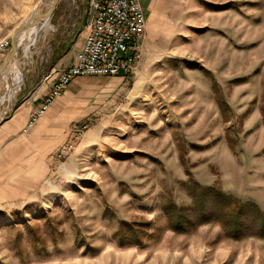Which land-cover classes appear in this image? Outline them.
I'll use <instances>...</instances> for the list:
<instances>
[{
	"label": "rangeland",
	"instance_id": "rangeland-1",
	"mask_svg": "<svg viewBox=\"0 0 264 264\" xmlns=\"http://www.w3.org/2000/svg\"><path fill=\"white\" fill-rule=\"evenodd\" d=\"M39 1L0 0V62ZM149 12L160 28L148 36L146 17L134 73L76 77L39 115L87 0H57L16 48L21 87L0 107V264H253L243 254L264 249L216 220L170 229L208 215V188L264 213V0H153Z\"/></svg>",
	"mask_w": 264,
	"mask_h": 264
},
{
	"label": "built area",
	"instance_id": "built-area-1",
	"mask_svg": "<svg viewBox=\"0 0 264 264\" xmlns=\"http://www.w3.org/2000/svg\"><path fill=\"white\" fill-rule=\"evenodd\" d=\"M87 16L88 32L74 53L72 63L56 70L50 79L36 115L42 114L76 77L122 78L136 71L145 32V17L139 0H87ZM6 45V40L0 41V52Z\"/></svg>",
	"mask_w": 264,
	"mask_h": 264
},
{
	"label": "trees",
	"instance_id": "trees-1",
	"mask_svg": "<svg viewBox=\"0 0 264 264\" xmlns=\"http://www.w3.org/2000/svg\"><path fill=\"white\" fill-rule=\"evenodd\" d=\"M208 190L205 194H200L201 197L203 194L210 195L213 200V208L208 215L204 213L199 218L177 217L170 226L172 231L184 233L197 225L216 220L223 226L224 234L229 238L237 239L247 235L264 237V213L257 205L250 201L238 202L234 197L217 189ZM242 224L246 227L245 230H242Z\"/></svg>",
	"mask_w": 264,
	"mask_h": 264
},
{
	"label": "bare ground",
	"instance_id": "bare-ground-1",
	"mask_svg": "<svg viewBox=\"0 0 264 264\" xmlns=\"http://www.w3.org/2000/svg\"><path fill=\"white\" fill-rule=\"evenodd\" d=\"M48 1L49 0H40L35 5L32 12L28 16V18L34 14L44 13L45 11H47V9H49V7L51 6V3L53 0H51L49 2ZM27 19H26V21H27ZM47 19L48 18H40V19L35 20L33 22H29L28 24H26V26L24 28H22L19 31L14 32L12 34V37L14 39L13 50L9 54L8 57L6 56L4 58L6 60H5L4 64L2 65V67L0 68V107L2 106V104H5L4 101L7 102L9 100L7 102V103H9L11 101L14 93L18 90L19 87H21V86H19V85H21L20 82L22 81L21 80V70H20L18 63L16 62V58H18V57H16V48L18 46H21L22 51L24 50L26 52V49L29 45L30 38L32 35L33 25H35V24H36V26L40 25V27H42L43 25L46 26V24L48 23ZM19 34H20V38H18ZM17 39H18V41H17ZM25 40H26V43H25ZM23 56H26V55H23ZM22 66H23V64H22ZM3 108L4 107H2V109Z\"/></svg>",
	"mask_w": 264,
	"mask_h": 264
},
{
	"label": "crops",
	"instance_id": "crops-1",
	"mask_svg": "<svg viewBox=\"0 0 264 264\" xmlns=\"http://www.w3.org/2000/svg\"><path fill=\"white\" fill-rule=\"evenodd\" d=\"M152 1L153 0H146V3L144 5V7H143V12H144V17H145V23H146V20L149 18V20L146 23V27H147L146 29H147V35L148 36H151L153 34H156V32H158L159 31V28H160V24L158 23V20H157L156 15H154L153 13L150 15V12H149L150 5L152 4ZM146 17H148V18H146ZM87 32H88V25H87V21H86V23H81V25L76 30V33H75L74 38L73 39H70L69 44L66 45L67 48L64 50V52L66 53V56L69 59V64L68 65H70L72 63V60H73V57H74V53L80 47L81 42H82V40H83V38H84V36L86 35ZM78 81L79 80H76L74 78L73 80H71V82L69 83V85H71L73 82L75 84ZM46 88H47V86L45 87V89ZM40 123L41 122L39 121V125H40ZM260 210L263 211L262 209H260ZM243 237H244L243 240L246 239V238L249 240V242H248L249 244H251L252 241H250V240L253 237H255V239H257V240L264 241V238L263 237H257V236H253L252 237L251 235H247V236H243ZM228 240L233 241V243L234 242H237V240L231 239V238H229ZM200 242L197 243V241H196L195 246H194L195 252L197 254V258H199L202 255V253H203L202 248L205 245L203 242H201V243ZM262 244H264V243H262ZM230 252H231V250L229 248H228V251L227 252L226 251H223V250L222 251H219L217 253L218 258H215V259H218L220 261L221 260H224V259H226V257L228 256V254ZM249 252L250 253L246 252V253L243 254L244 261H245V259H247V258H245V256H251V259L253 261H255L253 264H264V249L263 250H260V251L257 250V251H254V252L253 251H249ZM255 253L260 256L258 260L255 259V258H253V256H255ZM244 264H252V262L250 260L249 263L248 262H245Z\"/></svg>",
	"mask_w": 264,
	"mask_h": 264
},
{
	"label": "water",
	"instance_id": "water-1",
	"mask_svg": "<svg viewBox=\"0 0 264 264\" xmlns=\"http://www.w3.org/2000/svg\"><path fill=\"white\" fill-rule=\"evenodd\" d=\"M57 0H53L52 3H51V6L49 7V9H47V11H45L44 13H38V14H34L32 16H30L26 22L22 23L20 26L18 27H15L14 28V32H17L19 31L20 29L24 28L26 26V24H28L29 22H33L35 20H38L40 18H49L51 16V13H52V10L56 4ZM13 47H14V39L13 37L11 36V41H10V47H9V50L7 51V57L9 56V54L12 52L13 50ZM6 59H4L2 62H0V68L2 67V65L4 64Z\"/></svg>",
	"mask_w": 264,
	"mask_h": 264
}]
</instances>
